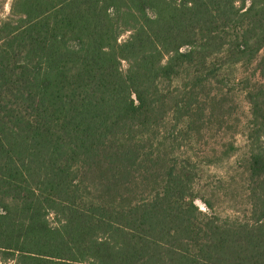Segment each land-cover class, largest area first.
Returning <instances> with one entry per match:
<instances>
[{
    "label": "trees",
    "instance_id": "16d2710c",
    "mask_svg": "<svg viewBox=\"0 0 264 264\" xmlns=\"http://www.w3.org/2000/svg\"><path fill=\"white\" fill-rule=\"evenodd\" d=\"M0 264H264V0H13Z\"/></svg>",
    "mask_w": 264,
    "mask_h": 264
},
{
    "label": "rangeland",
    "instance_id": "374dc122",
    "mask_svg": "<svg viewBox=\"0 0 264 264\" xmlns=\"http://www.w3.org/2000/svg\"><path fill=\"white\" fill-rule=\"evenodd\" d=\"M12 2L13 0H0V19L9 14ZM126 35L127 34H124V37H126ZM235 99L239 106L238 117L240 120H245L248 115V105L244 95L237 91ZM226 137L230 138L232 141L236 140L237 145L240 146V150L231 158H228L217 165L209 166L207 172L208 179L205 178L212 182L219 177H223L227 180L225 183L226 188H222L218 191L215 197L216 208L220 212H230L229 210L234 206L241 207L244 204L243 180L240 177L241 175L236 171V165L238 157H240L245 151V139L242 135L237 133H229ZM197 203L202 209L208 210L200 199H197Z\"/></svg>",
    "mask_w": 264,
    "mask_h": 264
}]
</instances>
